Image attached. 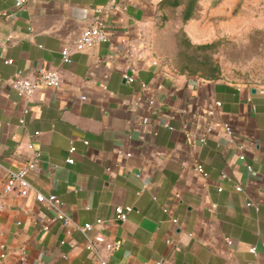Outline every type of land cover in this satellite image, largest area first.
<instances>
[{
	"label": "crops",
	"instance_id": "obj_1",
	"mask_svg": "<svg viewBox=\"0 0 264 264\" xmlns=\"http://www.w3.org/2000/svg\"><path fill=\"white\" fill-rule=\"evenodd\" d=\"M16 1L0 0V264H102L52 207L3 195L33 157L40 191L122 240L108 264H264V0H130L99 18L107 0ZM97 20L108 39L75 49ZM41 69L61 84L9 85ZM118 204L134 207L125 220Z\"/></svg>",
	"mask_w": 264,
	"mask_h": 264
},
{
	"label": "built area",
	"instance_id": "obj_2",
	"mask_svg": "<svg viewBox=\"0 0 264 264\" xmlns=\"http://www.w3.org/2000/svg\"><path fill=\"white\" fill-rule=\"evenodd\" d=\"M28 0H17V7H24ZM130 6V0H107V4L104 7L97 8L98 18L101 16L100 12L105 9H115L121 12L128 10ZM108 39V35L104 29V26L101 25L100 21L93 22L92 24L83 28L80 35L75 40V49L82 50L92 45H95L101 41ZM62 58L65 62L72 60L71 58V48L69 46H64L62 49ZM8 62H13L12 58L7 60ZM135 71V69L133 68ZM125 77L132 81L135 76L134 73H125ZM3 78L0 75V81ZM62 77L61 71L59 69H41L35 76L22 75L17 73L14 77L9 79V85L12 86L19 94L30 96L40 88L42 85H53L59 86L61 84ZM145 85V84H143ZM86 97L85 95L83 96ZM153 102V100H150ZM221 101H217V105H220ZM226 129L228 132H232L233 129L230 124L226 123ZM201 141H205V136H201ZM32 145V144H30ZM76 149L75 145L71 146V151ZM239 157L245 159V153H240ZM37 158L33 157L28 159L23 165L16 169H9L6 180L4 182L2 193L3 195L10 194L13 191H17L20 195H30L33 194L37 201L46 203L55 210L56 218L60 219L64 225L66 232L71 234L73 231H80L84 237V244L86 248L90 249L96 255L97 259L102 264H108L107 258L104 256V251L113 252L119 249L122 245V240L118 238H108L106 234L100 230L95 231V224L93 222L81 223L77 221L72 215L65 211L63 208V202L61 198L55 193L46 194L40 191L36 185L30 179V172L36 166ZM68 162H73L74 157L68 156ZM196 168L199 171L204 172L202 164H197ZM249 170L253 169L251 164H248ZM206 174V173H205ZM238 190L242 189V183L239 182L236 184ZM223 187L219 186V190H222ZM6 203L3 199L0 198V211L4 210ZM134 209L132 205L124 206L118 204L115 207L116 214L115 218L117 220H125L129 213ZM97 222L102 225L104 219L98 218ZM45 228L48 229L49 226L45 225ZM228 242H232L230 237H227ZM254 249V247H253ZM6 252H1L0 257H4ZM157 264H162V261H158Z\"/></svg>",
	"mask_w": 264,
	"mask_h": 264
},
{
	"label": "rangeland",
	"instance_id": "obj_3",
	"mask_svg": "<svg viewBox=\"0 0 264 264\" xmlns=\"http://www.w3.org/2000/svg\"><path fill=\"white\" fill-rule=\"evenodd\" d=\"M234 51H235L234 49H231L230 51L229 50H225V53H227V54L228 53H231L232 55H234V53H235ZM222 52H223V50H221L217 46V44L215 43V47L211 48V58H212V60L214 59L215 56H217L218 54H220ZM238 52H239V55H242L243 56L245 54H248L249 55L250 50H245V51L238 50ZM246 59H247V61H249V58H246ZM243 67H235V66H232V68L236 69L237 71H239V70H246V72H250L251 71L250 70L251 68H250L249 63L245 64Z\"/></svg>",
	"mask_w": 264,
	"mask_h": 264
}]
</instances>
